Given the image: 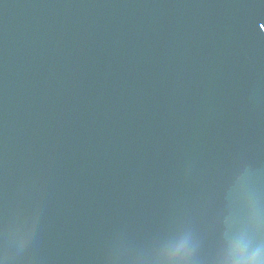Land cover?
Masks as SVG:
<instances>
[{"label":"water","instance_id":"1","mask_svg":"<svg viewBox=\"0 0 264 264\" xmlns=\"http://www.w3.org/2000/svg\"><path fill=\"white\" fill-rule=\"evenodd\" d=\"M264 0H0V264L264 259Z\"/></svg>","mask_w":264,"mask_h":264},{"label":"clouds","instance_id":"2","mask_svg":"<svg viewBox=\"0 0 264 264\" xmlns=\"http://www.w3.org/2000/svg\"><path fill=\"white\" fill-rule=\"evenodd\" d=\"M229 256L226 264H264V259H261L258 254L246 256L239 246L234 247Z\"/></svg>","mask_w":264,"mask_h":264},{"label":"snow or ice","instance_id":"3","mask_svg":"<svg viewBox=\"0 0 264 264\" xmlns=\"http://www.w3.org/2000/svg\"><path fill=\"white\" fill-rule=\"evenodd\" d=\"M261 27L264 28V25H262Z\"/></svg>","mask_w":264,"mask_h":264}]
</instances>
